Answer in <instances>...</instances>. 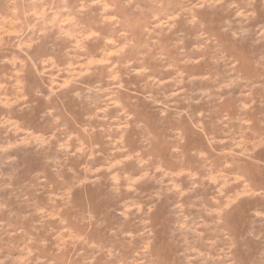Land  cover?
<instances>
[{
  "label": "rangeland",
  "instance_id": "rangeland-1",
  "mask_svg": "<svg viewBox=\"0 0 264 264\" xmlns=\"http://www.w3.org/2000/svg\"><path fill=\"white\" fill-rule=\"evenodd\" d=\"M184 2L68 0L70 12L81 4L93 5L76 18L59 13L56 6L61 0H43L45 7L53 6L52 13H44L45 19H51V14L58 17L61 28L32 45L25 55L13 42L22 30L37 24L43 9L30 7L32 0H0V84L7 83L8 94L15 95L14 76L22 77L33 105L15 114L24 130L20 136L5 135L0 128V149L28 131L47 138L64 129L48 148L31 145L0 151V261L22 258L30 250L32 264H203L198 254L216 257L231 244L235 246L231 261L208 264H264V198L245 197L232 207L226 205L231 208L223 212L226 201L214 187H193L200 180L179 177V184L172 187L183 190V196L162 191L161 184L172 173L190 170L203 179L211 169L241 174L253 191L264 192V149L257 150L251 160L225 154L234 148L233 141L251 143L264 137V86L252 93L254 108L242 110L251 102L249 91L264 85V43H256L255 31L234 41L222 31L230 17L220 10L200 12L196 26L182 18L172 19L176 5ZM161 4L172 7L161 8ZM259 23H264V16ZM256 24L251 27L255 29ZM73 29L89 30L82 43L57 39L61 34L70 39ZM93 34L118 38L121 47L123 43L130 47L105 60L104 40L89 38ZM202 34L214 41L211 49L227 55L231 62L227 67H216L208 60L181 63L184 58L200 60L206 55L196 51L205 43ZM75 43L77 50H73ZM232 63L247 85L216 91L217 84L202 79L211 75L223 83L230 78ZM113 64L129 67L112 69L115 79L110 80ZM132 72L138 75H128ZM153 82L162 87L155 88ZM50 95L49 103L44 98ZM164 97L171 98L169 106ZM5 115L0 109V117ZM56 118L59 124L54 123ZM69 135L73 150L80 141L98 146L95 160L72 158L58 164L63 158L58 143ZM149 138L150 147L145 144ZM118 140L128 153L140 152L143 160L151 158L153 169L162 167L164 179L146 181L136 192L117 195L107 172L93 175L83 170L85 165L95 170L110 159H120L119 153L113 157ZM234 162L243 164V170L225 167ZM143 171L133 160L122 174L135 177ZM161 175L157 173V180ZM240 187L232 186L226 195ZM157 193H161L158 198ZM185 221L195 231L177 227ZM149 240L150 255H137Z\"/></svg>",
  "mask_w": 264,
  "mask_h": 264
},
{
  "label": "clouds",
  "instance_id": "clouds-1",
  "mask_svg": "<svg viewBox=\"0 0 264 264\" xmlns=\"http://www.w3.org/2000/svg\"><path fill=\"white\" fill-rule=\"evenodd\" d=\"M68 0H61V3L56 6L59 13H70L76 18L82 17L83 14L91 8L93 5L89 4H81V6L76 9L75 12H70L69 8L67 7ZM30 7L35 9H43V12L41 13V16L37 18V24L29 27L27 31H21L19 34V39L17 41H14V45L18 46L20 51L23 52L25 55H27L28 51L32 50V45H38L41 43V41L46 38L51 32L54 30L60 29L61 26L58 23V17L54 18L51 14V19H45L44 13H52L53 6L49 5L45 7L43 5V0H32V3L30 4ZM159 7H172L171 4H161ZM177 10L175 11V15L172 17V19H184L187 24L196 26L200 23V17L199 13L204 10H220L224 13L225 16H228L230 18L226 19L224 21V27L222 31L224 33H230L231 37L234 41H241L246 38H248L250 35L253 34L255 31L256 33V43H264V23L256 24L257 21L261 19L262 16H264V0H244L243 4L237 2V0H198L196 3H190L188 0H185L184 3L176 5ZM30 15H35V13H29ZM158 18V17H157ZM256 24L255 29L251 27L252 25ZM74 35L68 39L65 38L63 34L59 35L57 37L58 40H64L65 42L69 41H79L83 42L85 39L86 34L88 31H82L81 29H73ZM62 32V30H61ZM89 38H95V39H103L105 43V56L104 59L107 60L109 56L112 55H120L121 53L125 52L126 48H129L130 45L123 43V47H121L120 42H118V38H112V37H99L98 34H93ZM201 38L205 41V43L202 45L201 49L196 50L201 53H205L206 55H202L200 57V60H193L190 58H184L181 60V63L184 64H195L199 63L200 61L208 60L212 65L216 67H220L221 65H224L227 67L229 63H231L224 53H219L218 50L211 49V45H213L214 41L208 39L203 34L201 35ZM119 39H122V34L119 35ZM111 46V47H109ZM78 45L75 43L73 45V50H77ZM84 49H80V51H83ZM86 58V57H85ZM31 59V58H30ZM42 61H40L41 63ZM51 63V61H48ZM128 68V64H113L112 68L109 69V79H115V76L112 75V69H118V68ZM236 68L237 64L232 63L231 69L229 70V79L224 81L223 83H219L216 80L212 79L211 75H206L202 77L204 80L211 81L212 83L217 84L216 91L223 90L225 88H232L237 87L240 85H247L248 81L244 79L242 75L236 74ZM143 71V69H142ZM43 75V74H40ZM128 75H138L134 72L128 73ZM15 83L12 85V87L15 89V95H9V85L7 83L0 84V109L4 110L7 115L0 117V128H2L5 131V135L13 134L16 136H20V134L24 131L22 128V123L18 120H16L15 114L17 112H24L25 110L30 109L33 105L29 102L30 97L26 94L25 91V83L22 80V77L15 75L14 76ZM167 83V81L165 82ZM153 86L155 88H160L162 85L159 82H153ZM264 85H256L253 87L251 91H249L248 95L251 99L253 91H255L256 87H261ZM114 87H119V85H114ZM59 91V89H57ZM178 95V93H176ZM78 95V93H77ZM53 95L47 96L44 99L47 102H51ZM156 99H160L158 96ZM170 97H164L163 102L168 105V101H170ZM256 104L255 99H251V102L244 105L243 109L244 111H251ZM47 115H52V112L47 113ZM55 124H59L60 121L58 118L54 121ZM244 123L248 124V126H251L250 121H245ZM64 129H57V132H54L50 137H42V136H36L33 135L31 131L25 132L22 139H19L15 143H10L4 148L0 149V151H3L4 153H8L11 150L20 148L22 146H31L35 145L39 149L48 148L51 146L53 141L57 140V133L62 132ZM246 135V134H245ZM78 139V137L76 138ZM72 140L71 135L67 136L63 142L58 143L57 151L61 154H63L62 159H58V164H64L68 160L72 158L76 159H86L87 161H93L96 158L97 152L96 147L93 146L90 147L89 145L85 144L83 141L79 142V146L73 150V146L71 143V146H69V142ZM226 141H222L221 143H224ZM234 148L232 151L225 153L226 155H230L233 157H236L237 155L245 158L246 160H251L254 153L259 149H264V137H260L254 142H247L245 139H240L238 141H233ZM145 144L150 147L151 146V139L145 141ZM115 151L113 152V157L116 156L117 153L121 154L120 159H110L108 160L105 165L101 168H97L95 170L91 169L87 165L84 167V171L90 172L93 175L100 172H107L109 174V180L112 184V191L115 192L117 195L121 193V191L124 192H136L138 185L146 182V181H155L160 182L164 179V169L162 167H155L153 169L152 167V160L151 158L147 160L139 159L141 153L136 152L134 154L128 153L127 148L124 146L123 143H121L119 140L116 141L115 144ZM237 149H239V153H237ZM174 151H179V149H174ZM201 158H206V154H201ZM133 160H136L139 166L145 171L142 172L139 176H130L127 174H122V169ZM226 168H240L243 170L244 165L241 163H231L226 164ZM157 173H162L160 179L157 180L156 176ZM181 176H188L192 180H200V183H194L193 187H204V186H212L216 189L217 195L219 197L224 198L226 201L225 206L223 208V212L228 211L233 205H236L239 203L240 200H242L245 197L255 198V197H262L264 198V192H255L251 189L249 183L246 181L245 177L241 174H233L228 175L224 171L220 172H214L211 169L209 170V174L201 179L200 177L194 175L190 170H181L176 173H172L167 177V183L165 184V181L161 184L163 185L162 191L165 192V194H172V193H179L181 196L185 195L186 193L183 190L177 191L173 189L172 185L173 183H177L179 177ZM87 181H81L77 187L82 186ZM234 185H240L241 187L239 190L226 195L227 189L231 188ZM158 195H161V193L156 194V198H158ZM126 201L125 203H127ZM137 204H140L139 202H136ZM217 203H219V200H217ZM231 204V207H226V205ZM65 207H70V204L65 202ZM151 211V209H149ZM177 227L184 232L189 231H195L194 229L190 228L185 221L182 224L177 225ZM146 234L151 236V231L149 229H146ZM197 236H202L201 233H196ZM234 245H229L225 249H221V252L218 256L212 257L207 256L204 257L203 254H198L197 258H202L203 264H208L211 260H232V254L234 251ZM152 248V241L149 240L148 244L144 247L141 253H137V255H143L148 256L150 255ZM33 253L29 250L25 256L22 258L12 259L11 257L6 258L2 261H0V264H32V257ZM113 254L111 251L109 252V257L112 258ZM36 264H44L43 261H36ZM140 264H146L145 261H141Z\"/></svg>",
  "mask_w": 264,
  "mask_h": 264
}]
</instances>
